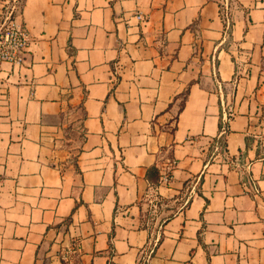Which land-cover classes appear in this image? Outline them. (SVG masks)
Returning <instances> with one entry per match:
<instances>
[{
	"label": "crops",
	"instance_id": "1",
	"mask_svg": "<svg viewBox=\"0 0 264 264\" xmlns=\"http://www.w3.org/2000/svg\"><path fill=\"white\" fill-rule=\"evenodd\" d=\"M10 3L0 264H264V0Z\"/></svg>",
	"mask_w": 264,
	"mask_h": 264
},
{
	"label": "built area",
	"instance_id": "2",
	"mask_svg": "<svg viewBox=\"0 0 264 264\" xmlns=\"http://www.w3.org/2000/svg\"><path fill=\"white\" fill-rule=\"evenodd\" d=\"M18 16L14 3L4 4L0 10V65L4 62L20 65L26 58L30 39Z\"/></svg>",
	"mask_w": 264,
	"mask_h": 264
},
{
	"label": "trees",
	"instance_id": "3",
	"mask_svg": "<svg viewBox=\"0 0 264 264\" xmlns=\"http://www.w3.org/2000/svg\"><path fill=\"white\" fill-rule=\"evenodd\" d=\"M173 164V161H171ZM169 174V173H168ZM169 176V175H168ZM146 180L153 186H157L158 182H159V178H160V172L159 169L155 166H152L150 168L147 169L146 171Z\"/></svg>",
	"mask_w": 264,
	"mask_h": 264
}]
</instances>
